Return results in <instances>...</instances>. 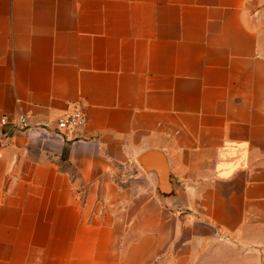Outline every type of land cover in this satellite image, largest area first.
<instances>
[{"label":"crops","instance_id":"crops-1","mask_svg":"<svg viewBox=\"0 0 264 264\" xmlns=\"http://www.w3.org/2000/svg\"><path fill=\"white\" fill-rule=\"evenodd\" d=\"M257 1L0 0V264H225L264 240Z\"/></svg>","mask_w":264,"mask_h":264},{"label":"rangeland","instance_id":"rangeland-1","mask_svg":"<svg viewBox=\"0 0 264 264\" xmlns=\"http://www.w3.org/2000/svg\"><path fill=\"white\" fill-rule=\"evenodd\" d=\"M256 7H264V0L255 2ZM264 19V15H263ZM259 232V231H258ZM256 234V233H255ZM260 237L261 232L257 233ZM255 240L251 243H238V248L228 245L225 253H221L220 261L225 264H264V240ZM226 260H230L226 263Z\"/></svg>","mask_w":264,"mask_h":264},{"label":"built area","instance_id":"built-area-1","mask_svg":"<svg viewBox=\"0 0 264 264\" xmlns=\"http://www.w3.org/2000/svg\"><path fill=\"white\" fill-rule=\"evenodd\" d=\"M2 125L7 124L6 117H3L0 121ZM57 129L60 131H66L69 129L81 128L86 124V115L80 109H75L70 113L58 118ZM28 128L27 117L24 114L19 113L14 121L13 129L15 132H24Z\"/></svg>","mask_w":264,"mask_h":264},{"label":"water","instance_id":"water-1","mask_svg":"<svg viewBox=\"0 0 264 264\" xmlns=\"http://www.w3.org/2000/svg\"><path fill=\"white\" fill-rule=\"evenodd\" d=\"M150 155V153H146L138 158V162L144 166L146 158ZM165 175V172L161 170L160 177L163 179V176Z\"/></svg>","mask_w":264,"mask_h":264}]
</instances>
